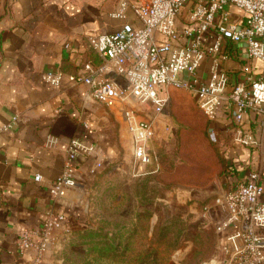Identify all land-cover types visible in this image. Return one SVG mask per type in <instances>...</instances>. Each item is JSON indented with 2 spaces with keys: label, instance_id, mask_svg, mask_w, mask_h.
Segmentation results:
<instances>
[{
  "label": "crops",
  "instance_id": "1",
  "mask_svg": "<svg viewBox=\"0 0 264 264\" xmlns=\"http://www.w3.org/2000/svg\"><path fill=\"white\" fill-rule=\"evenodd\" d=\"M122 1L137 3L0 0V127L13 116L20 120L11 130L0 133V264L57 262L55 253L60 242L55 238L40 258L34 250L19 251L17 238L23 230H41L48 216L61 213L65 221L53 233L59 237L72 218L80 216L87 186L98 173L90 174L88 157H76L77 187L68 189L61 198L53 199L48 192L64 169L71 139L96 143L110 160L116 159L122 149L132 150V136L125 126L121 103L107 106L80 81L86 64L98 67L104 62L88 44L90 37L112 33L125 22L138 24L129 9L125 20L110 16ZM227 52L229 59L220 66L228 75V89L236 83L246 84L244 67H248L252 77H264L261 62L246 58L240 49L230 47ZM209 61L205 59L198 71L202 81L208 78ZM45 75L59 77V85L44 83ZM101 78L124 84L114 74ZM231 127L230 113L221 108L214 139L224 148L229 168L225 176L232 177L231 182L244 181L249 172H256L264 185V159L255 149L227 141L226 132ZM243 127L262 137L264 115L248 113ZM36 174L41 176L39 182L33 179ZM226 217L227 213L211 202L196 217L202 224L199 240L178 251L169 264H195L186 259L191 248L200 252L198 264H225L242 245L236 235L241 230L239 223L217 230Z\"/></svg>",
  "mask_w": 264,
  "mask_h": 264
},
{
  "label": "built area",
  "instance_id": "2",
  "mask_svg": "<svg viewBox=\"0 0 264 264\" xmlns=\"http://www.w3.org/2000/svg\"><path fill=\"white\" fill-rule=\"evenodd\" d=\"M128 9L138 24L125 22L112 33L90 37L88 44L104 62L98 67L86 64L80 81L107 106L112 107L115 102L123 105L124 121L132 136L133 158L139 167L154 160L148 143L155 137V128L150 120H138L126 102H135L145 110L163 115L167 113L172 90L189 94L214 137L217 113L225 109L232 117L227 141L255 149L264 159V134L258 138L243 127L248 113L264 115V77H252L248 67H244L246 84L236 83L228 89V75L220 66L229 59L230 47L264 65V0H137L136 4L122 1L110 16L125 20ZM207 58L208 78L202 81L198 71ZM105 74L116 75L124 84L99 79ZM42 80L54 87L60 83L59 77L51 75L43 76ZM19 121L13 116L0 127V133L11 130ZM101 154L96 143L71 139L64 169L48 190L50 197L61 198L68 189L77 187V156L91 160L90 174L95 175L104 162ZM33 179L39 182L41 176L36 174ZM231 179H227L214 200L215 206L227 213L217 230L239 223L241 230L236 235L242 245L225 264H264L261 176L249 172L244 181L231 182ZM64 221L65 216L57 213L46 218L41 230L21 231L18 250H34L40 258Z\"/></svg>",
  "mask_w": 264,
  "mask_h": 264
},
{
  "label": "rangeland",
  "instance_id": "3",
  "mask_svg": "<svg viewBox=\"0 0 264 264\" xmlns=\"http://www.w3.org/2000/svg\"><path fill=\"white\" fill-rule=\"evenodd\" d=\"M126 106L138 120L152 121L155 137L148 148L154 160L139 167L131 149H122L114 160L101 151L104 162L87 186L80 216L73 217L59 237L57 232L53 235L60 242L55 264H93L88 260L98 256L96 247L115 235V245L121 247L106 259L107 264H134L136 254L145 256L148 249L158 246V264H169L178 251L199 240L202 224L196 217L225 187L224 148L209 133L188 93L172 90L163 115L132 101ZM139 215L143 218L137 222ZM199 253L191 248L186 259L198 264Z\"/></svg>",
  "mask_w": 264,
  "mask_h": 264
},
{
  "label": "trees",
  "instance_id": "4",
  "mask_svg": "<svg viewBox=\"0 0 264 264\" xmlns=\"http://www.w3.org/2000/svg\"><path fill=\"white\" fill-rule=\"evenodd\" d=\"M221 162H222V169L224 170V173L226 175L229 168H228L227 162H226L224 157H223V159H221ZM225 175H224V186H225V183L227 182V177ZM231 176H233V175H231ZM142 218L143 217L140 215L137 216V222L141 221ZM155 230H156V227H154L153 234H155ZM116 238H117V235H115L112 239H110L108 241V243L102 242V246H97L96 247V251H97L96 254H98V256L97 257L95 256L94 259H89L88 262L93 263V264H107L106 259L112 258L114 255H111V254H114L115 252H117V250L121 247L120 243L115 245V239ZM120 238L121 237H119L118 240ZM174 238H175L174 239L175 241L173 243L174 247H172L173 250H175V247H177L175 244L178 242L179 234H177ZM164 240H166L165 236L162 237V241H164ZM162 241H159L157 246L160 245ZM123 250L128 251L127 246H124ZM160 255H161V249L159 248V246H158V248H156L154 250L148 249L145 256L143 255V253L136 254L134 264H158V260H159ZM145 259L146 260L150 259V261H148V260L146 261ZM87 264H89V263H87Z\"/></svg>",
  "mask_w": 264,
  "mask_h": 264
},
{
  "label": "water",
  "instance_id": "5",
  "mask_svg": "<svg viewBox=\"0 0 264 264\" xmlns=\"http://www.w3.org/2000/svg\"><path fill=\"white\" fill-rule=\"evenodd\" d=\"M220 193H221V192H220ZM220 193H219V194H220ZM217 196H218V195H217Z\"/></svg>",
  "mask_w": 264,
  "mask_h": 264
}]
</instances>
